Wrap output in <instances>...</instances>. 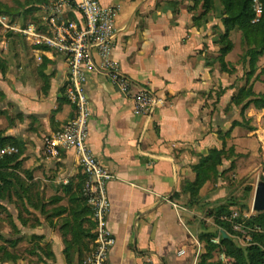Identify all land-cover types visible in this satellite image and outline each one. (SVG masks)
Segmentation results:
<instances>
[{
    "label": "crops",
    "instance_id": "0c3cea01",
    "mask_svg": "<svg viewBox=\"0 0 264 264\" xmlns=\"http://www.w3.org/2000/svg\"><path fill=\"white\" fill-rule=\"evenodd\" d=\"M36 1L37 10L27 12L40 24L54 0ZM100 3L120 8L112 59L165 99L150 115H137L104 74L88 73V145L112 174L107 225L115 244L108 263L196 264L194 211L173 203L187 199L184 183L194 180L193 166L211 148L239 153L252 142L254 131L244 122L252 109L239 120L240 106L228 105L238 73L220 69L238 70L236 44L229 35L232 48L220 58L217 13L199 18L193 0ZM65 16L80 20L72 9ZM14 34L0 41V136L20 149L21 166L11 171L21 182L0 198V264H80L90 254L94 226L82 197L84 175L74 151L52 158L43 149L44 138L73 116L63 90L66 59ZM257 84L254 92L264 97V84Z\"/></svg>",
    "mask_w": 264,
    "mask_h": 264
},
{
    "label": "built area",
    "instance_id": "2783aa9c",
    "mask_svg": "<svg viewBox=\"0 0 264 264\" xmlns=\"http://www.w3.org/2000/svg\"><path fill=\"white\" fill-rule=\"evenodd\" d=\"M75 10L79 21L68 19L66 10ZM254 19L262 16L260 0H253ZM46 16L40 24L31 21L24 25L11 21L0 14V27L5 31L20 34L33 45H44L50 51L64 55L68 75L63 83L64 95L73 108V116L62 128L44 138L43 149L52 158H58L62 151H74L78 165L84 175L82 197L91 210L93 223L90 254L81 264H109L108 254L115 239L108 228L107 216L109 201L106 185L112 178L110 171L99 161L88 145L90 103L86 92V82L90 71H99L124 95L130 97L133 112L137 115H150L155 108L162 107L165 99L147 88L137 85L124 74L112 59L111 52L115 41V21L119 6H103L100 0H54L45 8ZM94 53L98 61L94 60ZM14 146L0 148V160L17 153ZM174 208H180L173 203ZM237 213H231L235 218ZM222 234L224 232H221ZM248 244L249 236L244 237ZM219 244L218 238L211 240ZM217 260L222 264H232L234 259L224 252L218 253ZM142 264H162L146 258Z\"/></svg>",
    "mask_w": 264,
    "mask_h": 264
},
{
    "label": "rangeland",
    "instance_id": "374dc122",
    "mask_svg": "<svg viewBox=\"0 0 264 264\" xmlns=\"http://www.w3.org/2000/svg\"><path fill=\"white\" fill-rule=\"evenodd\" d=\"M0 2L8 11H10V17H12L18 24L22 25L29 21H35V17L29 15L27 11L37 10L36 5L38 1L0 0ZM229 35L232 41L236 44V51L233 56L237 58L236 64L239 66L238 70L234 69V67H231L230 69L225 67L227 70L225 72L229 71V73H238L234 82L235 85L237 84L236 91L231 99L236 97L241 89H244L245 91L251 90L256 97L264 99V97L255 93L253 90L254 83L257 82V85L264 84V52L261 53V55H257L255 59L252 60L251 64L250 57L247 56L246 53L252 45H250L247 40H242L240 31L232 30ZM12 36H15V34L11 31H5L0 27V41L4 38H12ZM221 72L224 71L221 70ZM220 94L221 91H217L216 95L219 96ZM231 99L228 105L230 107L236 106L231 103ZM251 99H253V97L245 99L244 102L247 103L248 100ZM241 107L242 105H240V110H236L238 111L236 116L239 120H241V117H239L240 113L244 117L245 114H249V109H252L250 117L244 119L245 126L254 131L252 142L246 144V147L239 153H235V149L233 148H229L228 151H226L223 147L226 153H230L229 158L224 159L222 164L218 166L216 174L213 177L210 176L209 179L205 181L199 191L197 205L190 208V210L194 211V214H189V223L196 224L198 229L197 238L201 245V251L197 254L198 260L196 264H200L203 257L207 255V244L205 242L207 238L205 235H215L209 238V243L214 245L215 249L210 251V256H207V263H216V261H218V250L225 249L224 246H220V237L223 230H221L220 226L215 223L216 221L213 215L215 208L219 205L226 204L227 202L233 203L230 208H228V213L222 215L219 220L226 222L229 225L227 231L236 247L249 246L250 244L244 240V237L249 236L252 238V234L262 232V228L251 223V221L262 213L253 208V196L256 186L259 183L264 182V108L261 111V108H257L253 103H250L243 111ZM227 110L228 107L224 111L227 112ZM225 157H227V154ZM198 162L199 160L197 163ZM249 188L251 189V192L246 194V191ZM188 199L189 196H187V199H183L181 202L177 203L181 207L188 208ZM232 212L237 213V215L235 218L231 219L230 215ZM200 235H204V240H200ZM217 238L219 244H215L211 241L212 239Z\"/></svg>",
    "mask_w": 264,
    "mask_h": 264
},
{
    "label": "trees",
    "instance_id": "16d2710c",
    "mask_svg": "<svg viewBox=\"0 0 264 264\" xmlns=\"http://www.w3.org/2000/svg\"><path fill=\"white\" fill-rule=\"evenodd\" d=\"M260 2L262 4V16L258 22L253 23L252 21L255 16L253 0H193L194 8L201 6L202 11L199 18L205 16L210 11H215L217 13L216 18L219 20L220 27L222 28V30L218 31V40L216 41V43L220 45L219 55L221 59L225 56L224 54L232 48V43L229 41V33L232 32V30L240 31L242 40H247L248 43L252 45L246 53L247 56L250 57L251 64L252 60H254L257 55H261V53L264 52V0H260ZM9 12L10 11L0 2V14H5L10 17ZM10 19L11 21H15L12 17H10ZM24 24L25 23H23V25ZM221 70L227 71L224 64L221 65ZM250 97H253V99L245 103V99ZM231 103L236 106L242 105V111L245 110L250 103H253L257 108H261V110L264 108V99L256 97L251 90L245 91L241 89L238 95L231 99ZM10 144L18 148L15 141L0 136V148ZM226 154L227 157H225ZM20 155V149L18 148L17 153L6 155L0 160V198L4 196L6 190L9 189L11 185H19L21 182L20 178L11 171L20 168ZM229 155L230 153H226L223 148H211L208 154L200 157L199 162L193 166L195 179L184 183V191L189 194V202L187 203L189 208H193L197 205L201 187L210 176L213 177L216 174L218 166L222 164L224 159H228ZM250 192L251 189L249 188L246 194ZM232 204L233 203L227 202L226 204L219 205L215 208L213 214L216 221L215 223L220 226V229L223 230L225 234V237L223 234H221L220 237V246H224L225 249H220L218 252H224L227 256L232 257L234 259L232 264H264V211L251 221V223L261 227L262 232L252 234L249 246L236 247L227 231L229 225L219 220L222 215L228 213V208H230ZM205 236L207 238L205 241L207 244V255L203 257L200 264H222L220 261H216V263H207V256H210V251L215 249V246L209 243V238L215 235L209 234ZM199 237L200 240H204V235H200ZM91 239H93V237ZM83 260L84 259H82V261Z\"/></svg>",
    "mask_w": 264,
    "mask_h": 264
},
{
    "label": "water",
    "instance_id": "95a60500",
    "mask_svg": "<svg viewBox=\"0 0 264 264\" xmlns=\"http://www.w3.org/2000/svg\"><path fill=\"white\" fill-rule=\"evenodd\" d=\"M253 208L259 212L264 211V182L259 183L255 188L253 196ZM223 235L225 237L224 233Z\"/></svg>",
    "mask_w": 264,
    "mask_h": 264
}]
</instances>
